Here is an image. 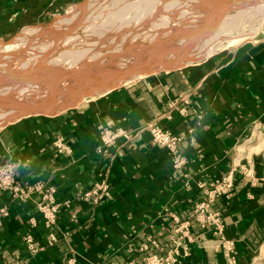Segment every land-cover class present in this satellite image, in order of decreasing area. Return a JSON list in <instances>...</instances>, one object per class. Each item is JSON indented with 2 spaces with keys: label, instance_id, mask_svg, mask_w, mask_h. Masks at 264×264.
<instances>
[{
  "label": "crops",
  "instance_id": "obj_1",
  "mask_svg": "<svg viewBox=\"0 0 264 264\" xmlns=\"http://www.w3.org/2000/svg\"><path fill=\"white\" fill-rule=\"evenodd\" d=\"M79 1L0 0V39ZM149 125L181 137L176 156L152 141ZM103 131L117 136L110 146L101 145ZM258 137L264 34L67 111L11 122L0 129V166L9 165L21 187L39 188L24 200L0 191V208L9 213L0 224V264H145L167 256L183 222L188 255L174 264H250L264 243V154L238 158L237 151ZM227 174L232 197L210 204L222 224L214 235L192 218V203ZM50 189L57 216L47 230L37 206ZM93 191L100 197L83 198ZM51 233L56 239L48 244Z\"/></svg>",
  "mask_w": 264,
  "mask_h": 264
},
{
  "label": "rangeland",
  "instance_id": "obj_2",
  "mask_svg": "<svg viewBox=\"0 0 264 264\" xmlns=\"http://www.w3.org/2000/svg\"><path fill=\"white\" fill-rule=\"evenodd\" d=\"M155 1L157 2V5L151 10L147 6V0H80L68 8L65 12L52 15L39 23L29 24L22 29L17 30L10 36L1 38L0 46L2 47L4 45L6 46L11 44L18 37H22V31L25 28L55 27V25L59 24L60 21L76 14L75 12L79 13V11H76L77 6L85 3V5L89 8L86 9L87 13L85 14V16H88L87 21L80 26L81 30L78 34H75L74 37H71L69 40L63 42L61 49L56 50L51 56L52 58H57L59 56V53L57 52L64 49H84L87 52V56L89 58L91 57V59L97 56L100 57V55H115L114 57L117 58L122 54H128L130 52L132 54V51L137 49H139V52L142 54L143 51L147 50L151 46L159 47L160 50L163 49L169 52V54L174 51H184L185 53H181V59L176 60L175 62L166 61L167 63H165V65L163 64L164 66L161 68L155 67L150 71L145 72L143 75L132 77L121 85L114 86L107 91L99 94L85 93L84 97H81L77 102L64 110H58L53 113L34 112L32 114L23 115L12 121H8L5 125L1 126L0 129L23 117L34 115L52 116L60 112L67 111L86 101L95 99L110 90L127 85L138 78L201 62L217 53L225 51L226 49H235L245 42L256 40L259 36L264 34V4L254 6L250 1H241L229 6L228 8H223L220 19L235 17L240 11L248 8H254V12L256 14L254 16H247L238 23L228 25L222 29L220 28L219 20L218 22L212 24L210 29H207L206 36H201L194 42L189 43L185 40L187 39L185 37L193 34V32H191V28L202 23V21L206 19L210 7L213 12L214 9H218V5L221 3L213 4L218 0ZM221 2L223 3L224 0H221ZM131 3L136 6L127 10L125 16L122 20H120L117 17L118 12L124 6ZM218 11L219 10H217V13ZM164 19L166 23L163 21ZM210 19L211 17L209 16L208 21H210ZM43 33L44 31H39L37 34L42 35ZM245 38L248 40H244ZM31 40L32 39L28 40L26 47H30V45L33 44ZM175 40L176 42L172 45L174 47L170 48L171 44H173ZM14 45L19 46L20 43L11 44V47L13 48ZM39 54L36 66H34L35 64L33 63L27 66L25 71L34 70L36 67L44 68L47 71L55 67V65L49 64L48 59L44 60L48 57L46 53V55L42 53ZM143 55H145V53L140 56V60L147 59L145 56L143 57ZM25 59L26 58L17 60L19 63L15 61L9 66L5 65V63L0 64V76L6 75L8 72H12L13 74L20 73L22 70L19 67L21 62L22 64L24 63L23 60ZM128 61L132 62L133 59ZM123 63L125 64L126 61L123 60ZM68 66L69 61H65L61 64L62 68H67ZM110 67L114 68L115 65L110 64ZM237 153H239L237 156L238 158L251 156L252 154H264V137H258V139L240 146ZM250 264H264V243L256 255L252 258Z\"/></svg>",
  "mask_w": 264,
  "mask_h": 264
},
{
  "label": "bare ground",
  "instance_id": "obj_3",
  "mask_svg": "<svg viewBox=\"0 0 264 264\" xmlns=\"http://www.w3.org/2000/svg\"><path fill=\"white\" fill-rule=\"evenodd\" d=\"M241 1H250L254 6L264 4V0H224L223 3L218 5V13L217 10L214 9L212 12L211 7L209 8L206 19L202 23L193 26L191 28L193 34L185 37L187 38L185 40L192 43L199 37L206 36L208 26L219 20V25L222 29L228 25L238 23L247 16H254L256 14L254 8H248L240 11L235 17L220 19L223 8H228ZM156 5L157 2L155 0H147V6L151 10ZM135 6L131 3L122 9L119 8L120 11L117 17L122 20L126 11ZM86 7L85 3L78 5L76 11H79L80 14L75 12L76 14L71 17L66 19L64 17V20L60 21L55 27L23 29V36L18 37L11 43L12 45L20 43L19 46L14 45L13 48L11 44L0 46V64L5 63V65L9 66L13 62H17V60L26 58V61L23 60V64L21 62L19 68L22 71L20 73L13 74L8 72L6 75L0 76V127L17 117L34 112L53 113L58 110H64L81 97H84L85 93H102L114 86L121 85L132 77L143 75L155 67L161 68L167 62H175L181 59V53L184 51H174L169 54V52L163 49L160 50L156 46H151L143 51L142 54L145 53L143 57L145 56L147 59L142 60H140L142 54L139 49L132 51L133 55L131 52H127L128 54H120L121 56L117 58L114 57L115 55H100V57L97 56L92 59L87 56V52L84 49H64L57 52L59 53L57 58H52L51 56L54 52L61 49L63 42L80 32V26L88 18L85 14L87 13L86 9L89 8ZM209 16L211 17L210 21H208ZM163 21L165 22V19ZM39 31H44V33L39 35L37 34ZM29 39H32L33 44L30 47H26ZM176 40L171 46L169 45L170 48L174 47L172 45H174ZM39 53H46L48 57L44 60L48 59L49 64H53L55 67L47 71L39 67L31 71H25L26 67L33 63L36 66ZM127 59H133V61L129 62ZM123 60L126 61L125 64ZM65 61H69V66L62 68L61 64ZM110 64L115 65V67H110Z\"/></svg>",
  "mask_w": 264,
  "mask_h": 264
},
{
  "label": "built area",
  "instance_id": "obj_4",
  "mask_svg": "<svg viewBox=\"0 0 264 264\" xmlns=\"http://www.w3.org/2000/svg\"><path fill=\"white\" fill-rule=\"evenodd\" d=\"M149 131L151 133L152 141L158 146L167 149L170 153L176 156L177 146L181 142V137L176 134H172L168 130H163L155 126L149 125ZM116 134H109L107 131H103V134L100 136V140L103 146H110L114 143ZM179 161H174V164L177 165ZM200 188H204V184L199 185ZM39 186H30L23 188L19 185L17 180L13 176L12 168L9 165L0 166V191H8L13 198H18L24 200L28 198L29 194L38 189ZM233 192V181L230 174L223 176L222 178L213 181L210 184V188L204 191V198L192 203V218L195 219L198 224L205 228L210 227L212 233L218 234L222 229V224L220 221V213L213 212L210 210V204L218 198L230 199ZM54 191L50 189L47 194V202L39 204L37 206L38 212L41 214L43 219V225L47 230L52 229L56 222L57 216V205L53 201ZM96 196L99 198V194L96 191L89 192L84 194L83 198L87 199L90 196ZM9 215L8 209L5 207L0 208V224L4 218H7ZM188 222L179 223V226L174 230L178 234V238L171 237L174 244L173 249L167 254L164 258H157L156 256H150L145 259V264H174L177 258L180 256L188 255V244L187 242H181L180 238L185 237L186 240H190L187 236L188 233ZM180 234V236H179ZM56 239L54 233L48 235V244H51ZM25 241L29 244L32 252L36 250L32 246V236L28 235L25 238ZM151 244H155L154 241H150ZM232 245L229 242H225L223 249L225 255L229 258L231 263H234V256ZM146 249V247H144ZM72 260H69V263Z\"/></svg>",
  "mask_w": 264,
  "mask_h": 264
},
{
  "label": "water",
  "instance_id": "obj_5",
  "mask_svg": "<svg viewBox=\"0 0 264 264\" xmlns=\"http://www.w3.org/2000/svg\"><path fill=\"white\" fill-rule=\"evenodd\" d=\"M216 3H222V2H221V0H218L217 2H214L213 4H216ZM210 28H211V25L208 26V29H210Z\"/></svg>",
  "mask_w": 264,
  "mask_h": 264
}]
</instances>
